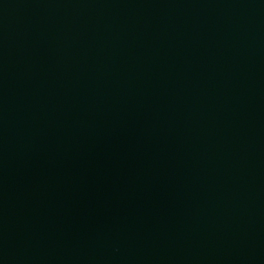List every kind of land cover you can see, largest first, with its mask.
<instances>
[{
	"label": "water",
	"instance_id": "1",
	"mask_svg": "<svg viewBox=\"0 0 264 264\" xmlns=\"http://www.w3.org/2000/svg\"><path fill=\"white\" fill-rule=\"evenodd\" d=\"M0 264H264V0H0Z\"/></svg>",
	"mask_w": 264,
	"mask_h": 264
}]
</instances>
